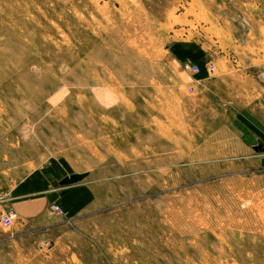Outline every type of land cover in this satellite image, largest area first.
Segmentation results:
<instances>
[{"label":"rangeland","instance_id":"obj_1","mask_svg":"<svg viewBox=\"0 0 264 264\" xmlns=\"http://www.w3.org/2000/svg\"><path fill=\"white\" fill-rule=\"evenodd\" d=\"M255 144L264 0H0V264H264Z\"/></svg>","mask_w":264,"mask_h":264},{"label":"water","instance_id":"obj_2","mask_svg":"<svg viewBox=\"0 0 264 264\" xmlns=\"http://www.w3.org/2000/svg\"><path fill=\"white\" fill-rule=\"evenodd\" d=\"M256 150H264V145L262 144H255V146L253 147ZM261 160V164L264 166V156H262L260 158ZM86 176V173H82V172H72V174L70 175H65L63 176L60 180L59 183L64 184V185H70L80 179H82L83 177Z\"/></svg>","mask_w":264,"mask_h":264},{"label":"built area","instance_id":"obj_3","mask_svg":"<svg viewBox=\"0 0 264 264\" xmlns=\"http://www.w3.org/2000/svg\"><path fill=\"white\" fill-rule=\"evenodd\" d=\"M52 207L56 210L58 208V205L56 206L55 204H53ZM60 210H61V208H60ZM15 216L16 215H15V212L13 210L8 211L4 215H2L3 224H5L6 226H10L12 224V221H13Z\"/></svg>","mask_w":264,"mask_h":264}]
</instances>
